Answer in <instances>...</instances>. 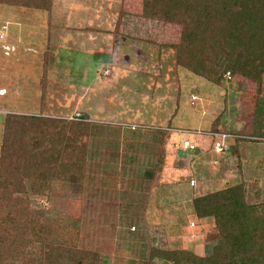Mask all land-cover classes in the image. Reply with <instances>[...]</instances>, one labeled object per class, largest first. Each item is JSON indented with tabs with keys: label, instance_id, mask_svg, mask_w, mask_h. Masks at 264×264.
Masks as SVG:
<instances>
[{
	"label": "rangeland",
	"instance_id": "374dc122",
	"mask_svg": "<svg viewBox=\"0 0 264 264\" xmlns=\"http://www.w3.org/2000/svg\"><path fill=\"white\" fill-rule=\"evenodd\" d=\"M85 1L51 0L48 11L0 1V177L8 162L1 155L8 115L89 123L86 134L79 135L84 142L80 172L56 170L54 180L41 193L28 190L25 194L28 209L43 213L37 217L35 231L48 235L57 248L82 254L85 261L94 259L96 264H141L156 245L207 255L218 233L211 218H196L194 196L242 184L248 204L264 203V77L259 90L251 80L227 76L215 85L176 63L174 44L180 25L142 16V0H97L96 9L104 10L103 17L111 15L113 20L104 26L110 29L112 25L118 34L112 41L121 47L119 57L115 52L114 60L98 72V79H116L118 62L134 67L123 69L124 81L129 78L140 85L134 102H124L114 82L104 98L92 103L110 111L122 105L129 113V123H117L120 131L112 133L107 120L100 122L80 111L84 103L79 102V84H94L96 70L102 66L99 60L108 57L109 51L113 56V48L85 51L78 46L90 50L94 46L79 26L71 32L52 27L54 20L63 22L67 17L73 25L86 21L79 15L85 10L80 5L88 10ZM103 17L96 22L91 15L86 22L97 25ZM91 85H87L89 90L95 88ZM147 120L168 121V125L189 130H206L215 120L223 131L252 138H240L237 133L227 139L225 152L215 154L207 134L171 130L165 140L163 131L143 130L131 123ZM72 131L66 126L65 136ZM183 138L195 148L173 143L181 144ZM45 151L49 157L53 152ZM25 249L32 264L47 256L37 241L28 242ZM155 264L165 261L155 258Z\"/></svg>",
	"mask_w": 264,
	"mask_h": 264
},
{
	"label": "trees",
	"instance_id": "16d2710c",
	"mask_svg": "<svg viewBox=\"0 0 264 264\" xmlns=\"http://www.w3.org/2000/svg\"><path fill=\"white\" fill-rule=\"evenodd\" d=\"M0 1L46 11L51 5V0ZM141 15L180 25L174 44L178 65L215 85L227 76L251 80L259 90L264 77V0H142ZM66 126L73 131L65 136ZM88 128L86 122L39 115L6 117L1 155L8 162L0 177V264L21 260L32 264L25 249L31 241L40 244L43 254L46 250L39 264H60L62 259L70 264H96L94 259L85 261L82 254L57 248L48 235L35 231L37 217L43 213L28 209L25 196L28 190L39 194L50 186L56 170L80 172L84 142L79 135ZM208 129L222 130L215 120ZM160 131L168 140L170 130ZM237 133V137L252 138ZM44 149L53 151L50 157ZM163 161L164 152L159 169ZM244 197L242 184H234L192 198L196 218H211L218 233L207 255L156 245L141 264H155V258L165 264H264V203L248 204Z\"/></svg>",
	"mask_w": 264,
	"mask_h": 264
},
{
	"label": "crops",
	"instance_id": "0c3cea01",
	"mask_svg": "<svg viewBox=\"0 0 264 264\" xmlns=\"http://www.w3.org/2000/svg\"><path fill=\"white\" fill-rule=\"evenodd\" d=\"M86 2L89 3V5H87L88 6V8H87L88 10H86V5L85 4L84 5H80V8L81 9H85V10L79 11V15H84V17L87 19L86 21H88V20L91 21L90 17H91V15H93L96 18L95 21L98 22V20H99L98 17L99 16H101V18L103 17L102 11H104V10L101 9V11H99V9H96L97 8L96 4H98L97 0H86L84 3H86ZM63 4H65V0H64ZM62 8H63V6H62ZM66 11H68V10L66 9ZM84 17H81L80 20L81 21L84 20ZM110 18H111V15L110 14L107 15V13H106L104 15L103 19H101L100 22L97 25L87 24L86 21L80 22V24H78V25L77 24L73 25V24H71L72 22L67 17V18H65L63 20V22L54 20L53 23H52L53 24L52 27L54 28L55 31L60 26L63 31L71 32V31L74 30L73 29L74 26H79L80 27L79 30H80V32H82V35H85V37L89 38V39L92 38V45L94 46V49L92 48L91 50L87 49L86 46H81V45L78 46L79 48H82L85 51L104 52L103 50H105V51L108 52L109 49L113 48L112 49L113 50V52H112L113 56H110L111 52L109 51L108 52V57L106 56L104 59L99 60V62L101 63L100 65H102V66L96 70V74L97 75L95 76L94 84L93 85H91V83L87 84V85H91V86H93L95 88L92 87L93 89L89 90L88 86L85 84L86 82H84L82 84H79L80 95H81V96L79 95V102L80 103H82V102L84 103V104H82V107L81 106L79 107V109H80V111H82L85 114V117H88V118H91V119H95V120L97 119L100 122L107 120L106 123H108V124H106V125L107 126L111 125L112 126V129H111L112 133L116 134V133H119V131H120V129L118 128L119 126H117V123L119 125L121 122H128L129 118L127 119V117H129V113L126 111V109H124V107L122 105H121V107L120 106L116 107L115 109L110 111V109H108V108H104L103 109V108L96 107L95 104L98 102L100 97L104 98V94H106V92L109 91V88L111 86V85H109L110 83L112 84L114 82H117L114 85L115 87L114 86L113 87L117 90L116 93L123 97L122 100H124V102H134L135 92L140 90L139 89L140 85L136 86L134 84V80H130L129 81L128 80L129 78H127V82L124 81L125 80V76L122 77V75H123V73H125V70L126 69L127 70H129V69L131 70L134 67L125 68L127 65L125 66V64H124L125 67H123L120 64L118 65V62L115 63L118 66V73H119L118 75H116V77H117L116 79H111L110 82H109V80L102 82V81H100L98 79L99 78L98 72H101L102 70L105 69V67H107L106 63H108V61L114 60V53L115 52H116V57L117 58L119 57V55H118L119 48H121V47H116L115 42L112 41V39H114V36H115V33H113V31L111 29L112 25H111V28H110L111 30L108 29V27H109L108 24L104 26V24L109 23V22H111L113 20V19L111 20ZM64 22H65V24H64ZM50 26L51 25H48V27H47V33L50 31ZM104 46L109 47V49H104ZM95 47H96V49H95ZM92 50H95V51H92ZM96 63L97 62H95L94 64L97 65ZM111 63H113V62H111ZM113 67H114V65H113ZM123 69H125L124 72H122ZM100 86H102V87H100ZM100 88H102V89H100ZM143 92L144 91L142 90L141 93H143ZM82 94H84V95L86 94V95L83 97ZM117 99H119V98H117ZM119 100L121 101V98ZM92 103H95V104H92ZM114 112L116 113V115H115ZM130 115H131V113H130ZM111 116L113 118L110 119ZM120 118H123V119H126V120L125 121L124 120H120ZM131 123L136 124L138 128H141L143 130H149L151 132L160 131L161 129L166 128V127L176 128V127H174L172 125H168V121L152 122V121H148L147 120V121H143L141 123H135L134 121H131ZM133 126L134 125L131 124L130 127L133 129V128H135V126L134 127ZM128 128L129 127H127V129ZM121 129H123V128H121ZM173 143L175 144L176 142H173Z\"/></svg>",
	"mask_w": 264,
	"mask_h": 264
},
{
	"label": "built area",
	"instance_id": "2783aa9c",
	"mask_svg": "<svg viewBox=\"0 0 264 264\" xmlns=\"http://www.w3.org/2000/svg\"><path fill=\"white\" fill-rule=\"evenodd\" d=\"M1 36V35H0ZM193 98V95L191 96ZM166 129L168 130H175V131H191L192 133H200V134H207L211 137L212 142H211V147L212 150L215 154H220L225 152V150L227 149V139L231 138V137H235L237 136L236 134H233L231 132L228 131H223V130H210V129H185V128H171V127H166ZM175 145H181L183 147V149H194L195 145L193 142H191L188 138H183L180 142L177 144L175 143ZM190 184H194V179L190 180ZM191 225H194V222L191 221Z\"/></svg>",
	"mask_w": 264,
	"mask_h": 264
}]
</instances>
